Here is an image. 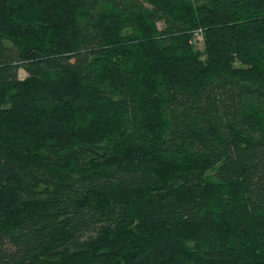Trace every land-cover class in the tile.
Masks as SVG:
<instances>
[{
    "label": "trees",
    "instance_id": "1",
    "mask_svg": "<svg viewBox=\"0 0 264 264\" xmlns=\"http://www.w3.org/2000/svg\"><path fill=\"white\" fill-rule=\"evenodd\" d=\"M0 264H264V0H0Z\"/></svg>",
    "mask_w": 264,
    "mask_h": 264
},
{
    "label": "rangeland",
    "instance_id": "2",
    "mask_svg": "<svg viewBox=\"0 0 264 264\" xmlns=\"http://www.w3.org/2000/svg\"><path fill=\"white\" fill-rule=\"evenodd\" d=\"M160 26H162V25H160ZM193 45L195 46V49L197 51H203L204 46H203V38L201 35L195 36V39L193 40ZM19 77L21 79H24L27 77V73L24 70H20Z\"/></svg>",
    "mask_w": 264,
    "mask_h": 264
}]
</instances>
